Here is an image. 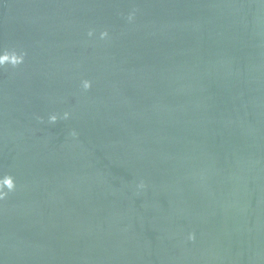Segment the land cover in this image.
<instances>
[{"label":"water","instance_id":"obj_1","mask_svg":"<svg viewBox=\"0 0 264 264\" xmlns=\"http://www.w3.org/2000/svg\"><path fill=\"white\" fill-rule=\"evenodd\" d=\"M0 264H264V0H0Z\"/></svg>","mask_w":264,"mask_h":264}]
</instances>
